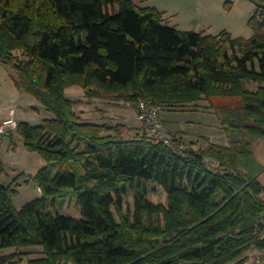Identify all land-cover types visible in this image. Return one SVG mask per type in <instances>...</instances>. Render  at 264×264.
Masks as SVG:
<instances>
[{"label":"trees","instance_id":"obj_1","mask_svg":"<svg viewBox=\"0 0 264 264\" xmlns=\"http://www.w3.org/2000/svg\"><path fill=\"white\" fill-rule=\"evenodd\" d=\"M141 1L0 0V62L52 114L20 120L4 138L20 136L46 162L33 176L41 197L20 208L19 176L0 184V250L43 249L25 264H243L251 249L264 252V166L251 146L264 137V0H251L249 37L180 29ZM71 85L135 107L204 101L227 144L182 148V134L165 144L142 124L85 120L65 94ZM148 182L166 190V203L146 198ZM128 185L132 213L123 210ZM68 196L80 217L46 208ZM12 256L0 264L20 263Z\"/></svg>","mask_w":264,"mask_h":264},{"label":"rangeland","instance_id":"obj_2","mask_svg":"<svg viewBox=\"0 0 264 264\" xmlns=\"http://www.w3.org/2000/svg\"><path fill=\"white\" fill-rule=\"evenodd\" d=\"M172 1L177 7L175 8L177 14L172 15L169 19L170 25L198 31L205 28L207 32L213 34L223 29L231 30L233 36L249 37L252 34L248 25V20L254 11V4L251 0ZM14 76L13 70L0 62V117L8 116L13 111L17 121L25 120L31 124H37L41 119L51 117L52 114L41 106L31 94L17 89L13 81ZM247 86L249 89L255 90L258 84L248 82ZM65 94L68 98L76 100L74 110L85 120H98L99 118V120H109L113 123L139 124L137 109L129 102L115 100L113 96L87 98L84 95V90L77 85L67 87ZM88 107L93 110L87 111ZM165 107L163 106L161 112L164 130L170 136L180 137L182 134V148L192 147L198 150L205 148L208 142L227 143L228 140L218 116L213 111L207 110L204 101L190 102L184 106H171V109H165ZM95 111L102 112L97 115ZM133 134L134 131H123L125 137ZM2 146L0 160L4 169L0 173V184L13 183V180L19 176L13 183L18 190V193L13 197V204L16 208H20L25 203L41 197V191L33 176L46 162L39 153L27 150L22 138L18 135L14 134L9 145L8 140L5 139ZM251 146L256 160L264 166V137L251 138ZM206 161L211 167L215 166V162H211L209 159ZM258 178L264 184V169L258 174ZM136 193L135 187L127 186L123 197L125 212H133ZM145 196L155 203L167 202L166 190L155 183L148 182L146 184ZM46 208L73 217L81 216L79 205L74 196L66 197L63 203L60 200L53 203L48 201ZM0 254H14V257H11L12 261L20 260V263L14 264H25L29 258L42 256L43 249L41 246L13 247L0 250ZM243 264H264V252L251 249L246 253Z\"/></svg>","mask_w":264,"mask_h":264},{"label":"built area","instance_id":"obj_3","mask_svg":"<svg viewBox=\"0 0 264 264\" xmlns=\"http://www.w3.org/2000/svg\"><path fill=\"white\" fill-rule=\"evenodd\" d=\"M137 118L142 124L146 136L154 141L165 144L172 143V136L165 132L162 122V108L160 105L147 99L137 102ZM18 121L12 111L8 116L0 117V150L4 138L9 137L17 127Z\"/></svg>","mask_w":264,"mask_h":264},{"label":"crops","instance_id":"obj_4","mask_svg":"<svg viewBox=\"0 0 264 264\" xmlns=\"http://www.w3.org/2000/svg\"><path fill=\"white\" fill-rule=\"evenodd\" d=\"M180 1H185V0H180ZM140 3H142V4H144V5H150V6H153V7H155V8H157V9H159L160 11H163L164 12V17H167V20H168V23H170L169 21V19L171 18V16L172 15H176L177 14V11H176V9L175 8H177L176 7V5H175V3L172 1V0H142ZM179 5H180V3H179ZM179 28V27H178ZM185 30H187L186 29V27H183ZM181 29V28H180ZM201 30H203V31H205L206 33H212V32H207V29H205V28H203V29H201ZM226 30V29H225ZM231 30H229V32H230ZM232 32V31H231ZM213 34V33H212ZM89 110H93L91 107H88L87 108V111H89ZM84 111V110H83ZM5 112V111H4ZM96 113H97V115H99V114H101V112L102 111H95ZM3 115H5V114H3ZM2 116V115H1ZM97 120V119H96ZM98 120H99V118H98ZM129 127H135V128H137V130H139L140 129V122H139V124H137V125H128ZM198 135V134H197ZM210 141H212V140H210ZM222 144H227V143H222Z\"/></svg>","mask_w":264,"mask_h":264}]
</instances>
